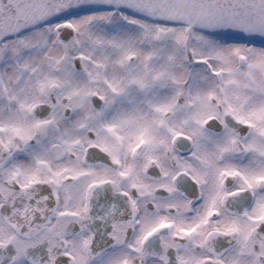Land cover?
Masks as SVG:
<instances>
[{"label": "snow or ice", "instance_id": "snow-or-ice-1", "mask_svg": "<svg viewBox=\"0 0 264 264\" xmlns=\"http://www.w3.org/2000/svg\"><path fill=\"white\" fill-rule=\"evenodd\" d=\"M0 264H264V0H0Z\"/></svg>", "mask_w": 264, "mask_h": 264}]
</instances>
